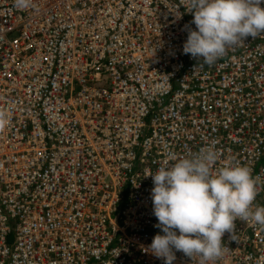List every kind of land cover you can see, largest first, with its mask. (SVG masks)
<instances>
[{"label":"built area","instance_id":"built-area-1","mask_svg":"<svg viewBox=\"0 0 264 264\" xmlns=\"http://www.w3.org/2000/svg\"><path fill=\"white\" fill-rule=\"evenodd\" d=\"M188 8L0 0V264H164L148 175L207 146L264 206V34L204 64ZM222 246L209 264H264V226L237 218Z\"/></svg>","mask_w":264,"mask_h":264},{"label":"clouds","instance_id":"clouds-1","mask_svg":"<svg viewBox=\"0 0 264 264\" xmlns=\"http://www.w3.org/2000/svg\"><path fill=\"white\" fill-rule=\"evenodd\" d=\"M262 4L264 0H189L195 28H187L184 54L212 65L248 37L264 34ZM15 6L28 9L33 0H15ZM6 120L0 113V127ZM219 157L214 146H207L148 175L160 232L146 250L164 264H173L176 252L199 257L200 264L215 261L237 218L264 226V206L253 205L258 193L250 169L239 164L216 167Z\"/></svg>","mask_w":264,"mask_h":264}]
</instances>
